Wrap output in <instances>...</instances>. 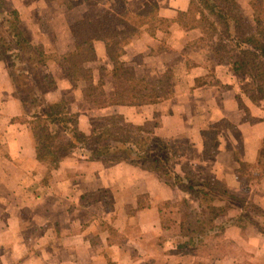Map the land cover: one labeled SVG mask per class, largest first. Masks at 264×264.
Instances as JSON below:
<instances>
[{
  "label": "crops",
  "instance_id": "0c3cea01",
  "mask_svg": "<svg viewBox=\"0 0 264 264\" xmlns=\"http://www.w3.org/2000/svg\"><path fill=\"white\" fill-rule=\"evenodd\" d=\"M4 1L22 22L34 21V27L27 24L25 28L31 30L29 43L43 46V54H53L56 61L50 58L40 68L54 80V88L43 91L38 98L41 102L29 108L23 105L10 71L0 61V264H238L230 251L206 258L185 253L174 238H168L170 228L162 227L159 204L179 199L150 172L125 162L106 166L74 156L64 159L55 170L36 157L32 120L43 116L45 105L64 99L67 114L77 113L78 127L84 133L88 131L84 122L97 114L120 115L137 126L157 118L154 136L170 142L187 140L191 153L180 156V164L187 159L196 172L211 174L226 184L229 194L241 197L236 193L242 184L237 160L254 165L259 159L264 143V100L254 105L243 96L241 76L199 44L200 30L184 29L176 22L178 13L188 11L189 0H79L69 7H62V0ZM251 1L236 0L240 11L250 18ZM151 3L156 5L157 19L168 24L139 27L123 47L119 61L130 67L136 78L146 80L180 70L183 86L172 84V96L156 104L91 108L83 98V84L70 82L58 62L75 50L72 28L106 12L126 14L130 21ZM91 43L94 61L86 68L93 69L97 80L98 67L110 72L113 65L104 41ZM105 79L110 80V75ZM111 90L110 82L105 81L104 91L110 94ZM220 122L227 126L217 136L215 155L204 158L202 135ZM46 174L50 178L47 184ZM75 174H82L80 180L72 177ZM259 182L262 187L264 179ZM248 188L251 192V186ZM107 190L113 194L114 210H104L103 199L97 202L100 207L89 203L94 192ZM82 209L88 212L86 218L77 215ZM238 215L230 209L215 224H225ZM248 232L252 241L245 249L246 256L257 259L258 263L252 264H264V235ZM223 237L240 245L241 230L228 224ZM148 256L153 261H147ZM160 256H166L165 260L159 262Z\"/></svg>",
  "mask_w": 264,
  "mask_h": 264
},
{
  "label": "trees",
  "instance_id": "16d2710c",
  "mask_svg": "<svg viewBox=\"0 0 264 264\" xmlns=\"http://www.w3.org/2000/svg\"><path fill=\"white\" fill-rule=\"evenodd\" d=\"M1 4L3 3L0 1ZM250 7L252 21L249 23L241 16L236 0H189L188 11L178 13L176 22L182 25L184 29H199L201 37L198 41L201 46L208 48L218 62L226 61L231 66L234 74L241 77L248 75L255 82V90L248 98L254 105H258L260 101L264 100L263 0H252ZM155 12L156 5L151 3L133 14L134 17H131L132 20L130 21L127 20L129 18L126 19V14L116 16L108 12L93 21L85 19L82 25L85 27L88 40L81 43L76 42L74 28H72L75 50L60 57L59 65L70 82L73 84L81 82L83 84V98L91 108L101 109L113 105L142 106L156 104L172 96V77L170 73H165L159 79L153 80L136 78L132 69L119 61L123 53V47L137 33L139 27L149 25L148 27L151 28L155 23L164 24L165 26L168 24V21L157 19ZM8 14L13 19L8 27L11 42L5 43L4 40L0 39V45L4 47L5 51H9V48L13 46L18 53H29L30 57L32 55L30 59L34 60L33 64L28 65L27 78L29 77L31 80L30 86L28 87L27 83L24 82V84L18 86V96L23 105L29 108L41 102L38 101V98H40L43 91L52 90L55 83L49 75L38 73V70L43 66L41 61L42 50L33 47L23 35V31L19 28L20 19L17 12L10 11ZM6 23H9V21ZM96 39L104 41L107 55L113 65L110 72L103 66L98 67L99 77L97 80L94 79L93 69L86 68V64L94 61L91 41ZM222 55H225V57H222ZM106 75H110L112 89L110 94L104 91ZM10 76L12 77V74ZM19 89L21 90L20 93ZM66 106L67 101L64 99L54 104L45 105L43 116H36L32 120L34 137H36V128L38 127L42 128L48 143L61 138L66 132L70 138L68 144L81 148L89 146L90 156L94 160L103 161L106 159V166L124 161L138 165L139 161L136 162L135 159H132L131 162L128 154V151L135 152V149H138L140 152L134 156L148 164L147 169L149 171L158 173L161 170L159 169L160 164L164 163L165 168L162 169L160 177L169 173L165 164L169 162L170 156L176 159L180 154L178 151L180 146L169 141L157 140L160 143L159 151L161 152L160 158H158L155 155L157 153L156 149H151L153 147L151 142L148 143L147 140L141 137V134L144 133L142 126L128 123L120 115L96 118L97 120L92 122L89 135L83 134L78 131L75 118L67 114ZM221 123L227 126V123L220 122L209 128L214 130L213 134L217 135L219 133ZM205 135L206 132L202 136L205 138ZM206 147L205 143L204 158L213 157L217 144L216 149L211 153L208 152ZM41 150L36 145L37 160L40 163L48 164L52 168L57 167L60 158H55L56 160L47 163ZM237 162L239 164L238 177L244 179L245 184L250 181L264 179L263 149L260 151L256 164L250 165L239 160ZM246 168L253 169L254 172L258 173V177H252L245 173L243 170ZM185 189L188 194L198 199V207L204 211V219H197L196 234L198 236L212 230H216L220 235L228 224L241 227L246 222L254 225V220L251 221L241 214L234 219L227 220L225 224H215L217 219L226 216L227 211L232 206L227 202L228 200L230 202L236 201L239 207H243L246 202L229 194L214 177L192 180ZM182 203L187 205V200L183 199ZM159 212L162 227L169 228L164 222L161 209H159ZM262 220L264 221V217ZM194 239V237L188 236V244Z\"/></svg>",
  "mask_w": 264,
  "mask_h": 264
},
{
  "label": "rangeland",
  "instance_id": "374dc122",
  "mask_svg": "<svg viewBox=\"0 0 264 264\" xmlns=\"http://www.w3.org/2000/svg\"><path fill=\"white\" fill-rule=\"evenodd\" d=\"M3 4L0 5V39L4 40L5 43L11 42V38H9V31H8V27L10 26V24L13 22L12 17H10V15L8 14L10 11H15L12 10V8L10 7L9 3H6L4 0H0ZM74 2H79V0H62V7H69L72 4H74ZM241 16L243 17L244 20L249 21V23L252 21V16L250 18V15H248V13H242V11H240ZM252 15V14H251ZM19 17V16H18ZM20 19V18H19ZM9 23H6L8 22ZM20 20V26L19 28L23 31V35L29 39V31H26V25H30L31 27H34V21H32L31 19L26 21V22H22ZM244 26L245 24L242 23ZM74 34L76 37V42L81 43L83 41H87L88 37L87 34L85 33V27H83V25H78V26H74ZM76 43V44H77ZM33 47H38L41 49V47L43 46H33ZM32 57V55H31ZM30 54L29 53H18L17 50H14V47L11 46L9 48V51H5L4 47H2V45H0V61H3L6 66L7 69L10 71V73L12 74V81L14 84V89L15 91H17L16 93L18 94V86L27 83L26 85L29 87L31 84V80L28 77L27 78V73H28V65L29 64H33L34 60L30 59ZM222 57H225V55H222ZM52 58V60L56 61V58L53 54L51 53H47V54H43L42 52V57H41V61L43 62V65L46 66L48 60ZM51 60V61H52ZM30 61V62H28ZM50 61V60H49ZM59 62V60H58ZM38 73L43 75V72L41 69L38 70ZM10 74V75H11ZM171 75V85H180L181 87L183 86V77H182V71L177 70L174 73H170ZM11 77V76H10ZM240 79L242 80V95L245 97H248L254 90H255V82L248 76H242L240 77ZM105 81L110 82V80L105 79ZM24 82V83H23ZM29 82V83H28ZM24 86V85H23ZM245 86H247L245 88ZM108 90V87H107ZM247 90V92H246ZM21 92V90L19 89V93ZM23 97L25 98V95L23 94ZM71 99V98H69ZM240 107H241V103H240ZM246 111V110H245ZM68 113V112H67ZM72 115L75 118V125L78 129L79 132L89 135L90 133V129L92 127V122L95 120H97L98 118L101 117H107L106 115H102V114H97L93 117L87 118V121L84 122L83 127L86 128L88 131L86 133L82 132L80 130V127H78V118L77 117V113H73V114H69ZM97 118V119H96ZM158 123L157 118L153 119L151 122H147L145 123L142 128L144 130V133L141 134V137L144 138V140H147L148 143L151 142V144L153 145V147L150 148L151 149H156L155 151L157 152L155 155L160 158L161 152L159 151L160 149V143H158L157 140H161L159 138H157L156 136H154L153 134V129L154 127H156ZM221 128L222 127H226V125L224 123H221ZM139 126V125H138ZM221 131V129H220ZM219 131V132H220ZM214 130L212 129H208L206 131V135L204 138V142L206 143V149L208 150L209 153H211L212 151H214L216 149V142H217V136L218 134H213ZM45 134L42 131L41 127L36 128V137H34L35 140V145H38V147H40L41 153L42 155L45 156L46 158V162L49 163L52 160H56L55 158H60V162H62L64 159L70 157V156H74L77 160H81L84 159L86 161H90V162H102L104 165H106V159H104L103 161L100 160H94L90 154H89V146L88 147H79V146H71L69 143L70 138L68 137L69 134H67L66 132H64V134L62 135L61 138H58L56 141H52L50 143H48V141H46L45 139ZM60 139V140H59ZM180 143L177 140L170 142L173 144H176L177 146H180L179 148V152L180 154L177 156L176 159H174L172 156H170V160L169 162H167L165 165L169 170V173L164 176L161 175L160 177V173H162V169L165 168L164 167V163L160 164L159 172H153V171H149L148 168V164L144 163L141 160H138L137 157H135L134 155H137L136 153L140 152L138 149H135V152L132 151H128L129 154V160L132 162V159H135L136 162H138V165L129 163V162H125L131 165H134L136 167H140L142 170L148 171L150 172L154 177H156V179H158L161 183H163V185H166L169 188H172L175 193H176V200L174 202H168V203H160L159 207L162 211V214L164 215L163 219L164 222L168 225L169 231H167L168 234V238L170 237V239L174 238V240H176V243H179L183 248V251L185 253H199V254H204V256L207 258L209 257H213L216 255H219L217 253H223L226 251H230L231 253H233L236 257V261L238 264H252L253 263H258L257 259H250V257L246 256V250L249 247V242L252 241V238L247 237L246 235L249 234L248 230H255L257 231L259 234H263L264 231V221L262 220L264 217V209L260 206H264V184L261 187L260 184V180L258 181H250L248 184L244 183V179H240V189L239 192L237 191L236 193H239V195H241V197L237 196L238 198L243 199L246 203H244V206L246 207H239L237 206L238 203H236V201H232L230 202L229 200L227 201V199H225L229 204H231L232 206L230 207L231 210L234 211H238L239 214L241 215H245V217H247L248 219H250L251 221L254 220V225L250 224V223H243L241 227H238L241 230V234L242 237L239 240V244L237 245H233L231 242H228L227 240L224 239L223 237V233L219 235V232H217L216 230H212L211 232L207 233L205 232V234H202V236H198V234H196V226H197V219H204V211L202 209H200L198 207V199L195 198L193 195H190L187 193V190L185 189L187 187V185L190 183V181L192 180H199V179H203V178H207V177H213L211 174L208 173H202V172H196V168L193 169V167L191 166V163L189 161H184L182 164H180V156H184V155H189L191 153V150L189 149V147L187 146L188 142L186 139H179ZM166 141V140H164ZM262 149L264 150V143L262 145ZM241 150V149H240ZM261 151V150H260ZM182 153V154H181ZM75 154V155H73ZM260 154V152H259ZM212 158V157H210ZM189 160V159H188ZM59 162V163H60ZM44 165H46V167L48 169H54L50 166H48V164L46 163H42ZM60 164H58L59 166ZM114 165V164H112ZM57 166V167H58ZM111 166V165H110ZM55 167V170L56 168ZM245 173H247L248 175L252 176V177H258V173L254 172L253 169L250 168H246L243 170ZM49 173V172H48ZM82 176V174H75L72 175L73 178H75L76 180H80V177ZM44 179L46 180L47 184L50 180L49 176H47V174L44 176ZM191 179V180H190ZM221 187L223 189H225L228 193H230L226 188V184L224 183H220ZM248 186H251V192L250 189L248 188ZM197 188V187H196ZM94 195L91 196V200H93V202L90 200L89 203L91 205L94 206H98L100 207V205H98V201H102L101 199H103V203L105 204V206H103L104 210H114L113 209V205H111V201L113 199V194L111 193V190H107V191H101V192H94ZM79 195V192H77V196ZM23 196H20L18 198L21 199ZM250 197V198H248ZM185 199L187 200V205H185L184 203H182V200ZM81 202L83 201V199L80 200ZM145 204V203H144ZM259 204V205H258ZM234 206V207H233ZM77 208V207H75ZM229 209V210H230ZM95 210V209H94ZM229 210L227 211V213H229ZM79 211V210H77ZM92 211V210H89ZM232 212V211H231ZM87 210L85 211V209L80 210L79 212H77V215L79 216H85L87 215ZM217 225V224H216ZM219 225V224H218ZM208 227V226H207ZM227 226L224 227V231L226 229ZM247 230V231H246ZM34 232H37L36 229H33ZM25 235V234H24ZM264 235V234H263ZM188 236L194 237L195 239L190 242L188 244ZM250 238V239H249ZM169 239V240H170ZM178 239V240H177ZM174 245H176L175 242H173ZM262 247H264V243L262 244ZM215 249V250H214ZM217 249V251H216ZM216 251V252H215ZM219 251V252H218ZM6 257L10 258V255H6ZM166 256H160V258L158 259L159 262H162L165 260ZM214 258V257H213ZM155 259V260H157ZM250 260H252L251 262H249ZM147 261H153L152 258H149V256L147 257Z\"/></svg>",
  "mask_w": 264,
  "mask_h": 264
}]
</instances>
